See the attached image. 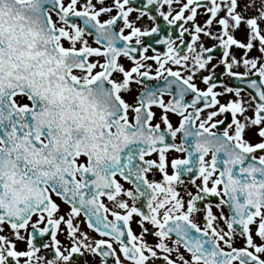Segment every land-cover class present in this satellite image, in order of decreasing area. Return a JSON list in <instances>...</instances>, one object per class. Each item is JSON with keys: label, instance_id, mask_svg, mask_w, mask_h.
Returning a JSON list of instances; mask_svg holds the SVG:
<instances>
[{"label": "snow or ice", "instance_id": "obj_1", "mask_svg": "<svg viewBox=\"0 0 264 264\" xmlns=\"http://www.w3.org/2000/svg\"><path fill=\"white\" fill-rule=\"evenodd\" d=\"M86 254L264 264V0H0V264Z\"/></svg>", "mask_w": 264, "mask_h": 264}, {"label": "flooded vegetation", "instance_id": "obj_2", "mask_svg": "<svg viewBox=\"0 0 264 264\" xmlns=\"http://www.w3.org/2000/svg\"><path fill=\"white\" fill-rule=\"evenodd\" d=\"M103 18H106V17H102V19H103ZM145 23H149V24H150L149 21H145ZM213 62H215V61H213ZM225 79H227V78H225ZM233 83H238V82H235V81H234ZM200 87H203V85L200 84ZM174 122H175V121H174ZM149 178H152V177L150 176ZM156 178H159V177L157 176ZM122 182H123V181H122ZM128 186H129V185H127V184L125 183V187H128ZM102 199H103L105 202H107L106 197H102ZM64 207H65V209H66L68 206L65 205ZM109 218L111 219L112 217L109 216ZM77 223L80 224L82 230L87 231V232H89V233H91V234L97 236V238H99V237H98V234H95V233L93 232L92 229L87 228V217L84 216L83 213H81V215L77 218ZM133 228H134V230L138 231V229L136 228V225H135V224H133ZM61 239H62V240H65V242H66V238H65V237L61 236ZM85 258H88V259H95V260L97 261V264H98V260H99L98 257H96V258H91V257L88 256V254H86Z\"/></svg>", "mask_w": 264, "mask_h": 264}]
</instances>
